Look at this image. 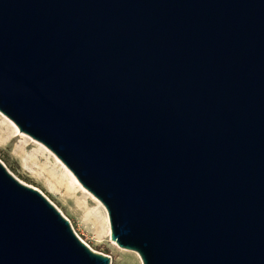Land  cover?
Masks as SVG:
<instances>
[{"label": "water", "instance_id": "1", "mask_svg": "<svg viewBox=\"0 0 264 264\" xmlns=\"http://www.w3.org/2000/svg\"><path fill=\"white\" fill-rule=\"evenodd\" d=\"M0 112L143 264H264V0H0ZM0 162V264H110Z\"/></svg>", "mask_w": 264, "mask_h": 264}, {"label": "rangeland", "instance_id": "2", "mask_svg": "<svg viewBox=\"0 0 264 264\" xmlns=\"http://www.w3.org/2000/svg\"><path fill=\"white\" fill-rule=\"evenodd\" d=\"M15 127L0 112V162L7 170L23 184L39 190L70 222L77 237L95 253L109 257L110 264H143L137 253L112 241L104 205L53 152L28 135H19Z\"/></svg>", "mask_w": 264, "mask_h": 264}, {"label": "bare ground", "instance_id": "3", "mask_svg": "<svg viewBox=\"0 0 264 264\" xmlns=\"http://www.w3.org/2000/svg\"><path fill=\"white\" fill-rule=\"evenodd\" d=\"M15 129H16V131H17V133L19 134V135H22V132H20L19 130H18V128L17 127H15ZM79 185V184H78ZM80 186V185H79ZM81 187V186H80ZM82 188V187H81ZM83 189V188H82ZM84 190V189H83ZM85 191V190H84ZM95 200V199H94ZM100 204V203H99ZM109 217V216H108ZM115 243V242H114ZM120 248V247H119Z\"/></svg>", "mask_w": 264, "mask_h": 264}]
</instances>
